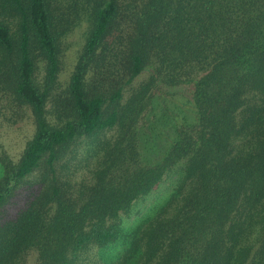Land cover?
I'll use <instances>...</instances> for the list:
<instances>
[{"label": "trees", "instance_id": "16d2710c", "mask_svg": "<svg viewBox=\"0 0 264 264\" xmlns=\"http://www.w3.org/2000/svg\"><path fill=\"white\" fill-rule=\"evenodd\" d=\"M131 2H96L57 107L64 117L54 122L46 106L60 69V29L51 2L0 0V64L11 66V88L35 120L20 158L0 157V211L9 203L16 210L0 223V264H27L32 253L34 264H244L259 239L264 255V0ZM112 49L123 71L107 107L85 77ZM145 69L149 79L121 104ZM181 85H192L195 119L174 124L160 158L144 161L139 118L153 90ZM115 126L112 138H101ZM81 138L97 145L96 160L90 178L76 182L59 163ZM177 166L166 201L124 232L121 215ZM118 241L124 247L114 258L88 257Z\"/></svg>", "mask_w": 264, "mask_h": 264}, {"label": "rangeland", "instance_id": "374dc122", "mask_svg": "<svg viewBox=\"0 0 264 264\" xmlns=\"http://www.w3.org/2000/svg\"><path fill=\"white\" fill-rule=\"evenodd\" d=\"M99 0H50L55 22L60 29L59 34V72L56 84L51 89L47 101L48 117L58 122L64 113L57 107H62L71 82V76L77 62L84 52L85 45L94 21V6ZM124 6L131 4V0H120ZM127 30L132 31L126 24ZM2 59L0 55V60ZM10 65L3 67L0 64V157L17 161L26 143L35 132V120L31 108L17 99L10 83ZM123 63L121 56L114 49L107 51L102 58L93 61L86 73L85 84L87 90L99 92L107 98V107L111 106V96L121 85ZM46 74L45 62L38 60L36 71L37 81L43 83ZM150 71L145 69L134 81L123 90L120 103H125L134 89L148 80ZM192 85H181L166 90H153V96L139 118L137 128L139 144L144 161L160 158L165 148L171 143L174 136L173 126L183 119L193 121L195 108L192 102ZM152 95V94H151ZM60 117V118H59ZM118 131V126L105 131L101 138H112ZM90 139L81 138L68 151L65 161L60 162V169L73 181H82L90 178V169L95 167L96 148ZM59 169V170H60ZM41 169L30 177L35 180ZM180 175V166L170 171L164 179L148 194L134 201L128 213L121 215V226L124 232L134 229L144 218L153 214L171 194L177 178ZM20 199H18L19 201ZM12 203L0 211V223L4 217L14 213ZM261 239L254 243L255 247L244 264H264V255L260 252ZM121 241L104 248L95 247L89 251L90 259H111L122 250ZM27 264H34L35 253L29 256Z\"/></svg>", "mask_w": 264, "mask_h": 264}]
</instances>
